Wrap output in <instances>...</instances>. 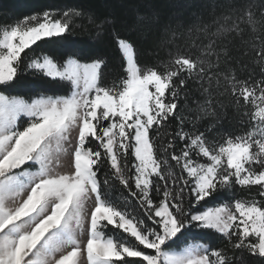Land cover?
Listing matches in <instances>:
<instances>
[{
  "label": "snow or ice",
  "instance_id": "6c2138e0",
  "mask_svg": "<svg viewBox=\"0 0 264 264\" xmlns=\"http://www.w3.org/2000/svg\"><path fill=\"white\" fill-rule=\"evenodd\" d=\"M131 7L0 12V264H264V0Z\"/></svg>",
  "mask_w": 264,
  "mask_h": 264
},
{
  "label": "trees",
  "instance_id": "16d2710c",
  "mask_svg": "<svg viewBox=\"0 0 264 264\" xmlns=\"http://www.w3.org/2000/svg\"><path fill=\"white\" fill-rule=\"evenodd\" d=\"M142 2L152 3L156 10L164 17L176 14L180 19L187 21L194 18L193 13H200L201 6L206 0H0V12L11 10L15 16L23 17L24 15L34 13L42 15L47 10L56 12L61 9L66 10L70 7H76L77 9L85 10L86 13H92L94 14V18L86 14L74 19L75 31L69 38V41L65 43L69 44L72 49L86 54L106 55L112 60L113 65H115L116 53L112 47L107 44H97L95 40V34L98 30L97 23L100 19L110 16L131 19L135 15L131 5ZM196 42L197 44L200 43L199 40ZM39 43L42 45L41 48L37 49L39 56L50 54L58 57L65 50L56 45L45 44L44 41H40ZM32 47L35 48L36 46L33 45ZM193 51L197 50L194 49ZM29 79L32 78L30 77ZM25 91L26 89L22 87L19 94H23ZM54 91L59 93L61 89H55ZM125 196H127L126 192L118 190L113 192V197L118 202H122ZM220 243V241H217L214 246H219Z\"/></svg>",
  "mask_w": 264,
  "mask_h": 264
},
{
  "label": "rangeland",
  "instance_id": "374dc122",
  "mask_svg": "<svg viewBox=\"0 0 264 264\" xmlns=\"http://www.w3.org/2000/svg\"><path fill=\"white\" fill-rule=\"evenodd\" d=\"M41 56H43V55H41ZM62 91L63 90L61 89V91L59 93H62ZM52 149H53V151L56 150L55 144L52 145ZM62 162H63V158H62ZM36 170L37 169H35V168L31 169V171H33V172H35ZM194 231H197V230H194ZM203 242H205V241H203ZM33 259L37 261V264H45V261H46V258L42 254H38L36 257H33ZM49 259H50V257H49ZM75 259L78 261L79 257H77Z\"/></svg>",
  "mask_w": 264,
  "mask_h": 264
}]
</instances>
